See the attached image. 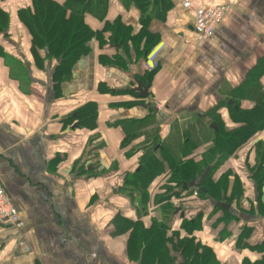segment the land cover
I'll return each instance as SVG.
<instances>
[{"label":"crops","instance_id":"0c3cea01","mask_svg":"<svg viewBox=\"0 0 264 264\" xmlns=\"http://www.w3.org/2000/svg\"><path fill=\"white\" fill-rule=\"evenodd\" d=\"M101 1V13L97 0L84 13L96 32L88 52L55 85V61L35 65L17 16L30 0H0L9 14L0 47L27 72L13 74L0 55V185L20 215L17 225L0 224V264H153V256L141 260L139 246L166 219L155 239L160 248L152 250L160 264L182 261L168 243L172 234L208 247L213 264H264V177L257 183L255 175L264 168V128L211 175L226 177L218 200L227 208L179 189L168 200L160 196L174 169L171 155L179 164L200 162L216 132L210 122L231 129L238 125L233 103L262 105L264 0ZM223 1L230 4L223 22L202 38L200 12ZM251 73H260L255 89ZM88 102L96 105L93 127L71 118ZM151 106L165 114L160 124ZM142 168L153 175L144 191L131 184ZM167 201H178L181 211L167 218ZM185 218H198L199 226L182 229Z\"/></svg>","mask_w":264,"mask_h":264},{"label":"trees","instance_id":"16d2710c","mask_svg":"<svg viewBox=\"0 0 264 264\" xmlns=\"http://www.w3.org/2000/svg\"><path fill=\"white\" fill-rule=\"evenodd\" d=\"M91 0H67L63 4L56 2L55 0H30V5L26 8H21L17 11V16L26 28L30 36V51L34 59V63L37 67L42 68L45 61H55V64L51 72V81L55 85H59L65 81L71 73V69L74 63L86 54L89 50L87 43L91 38L96 36V32L91 30L84 22V13L87 12ZM104 4L101 0H97L96 11L101 13V4ZM9 24V14L6 10L0 8V34L6 36V31ZM45 49L49 55L46 56ZM0 55L6 61L8 57L4 54L0 47ZM58 59H60L59 62ZM21 67L23 65L19 63ZM258 69V67H257ZM252 74V73H251ZM260 73L252 74L250 76L252 82V88H256L258 85ZM263 100H264V91ZM262 100V101H263ZM235 103H233L234 105ZM231 105V119L237 121L238 125L231 129H225L221 120L217 122V130L212 138V146L208 153L204 154L200 162H195L191 159L179 164L177 158L173 155L175 164L172 174L168 177V180L163 181V186H167L168 183H173L166 187L164 186V194L162 199L168 200V194L171 190L180 191L181 196H189L195 188L183 187L184 183L193 180L195 177L203 175L201 186L205 189L202 192L197 188V196L193 199L197 200H209L213 202L219 208V197L221 195L225 198V176L215 180L211 177L214 170L231 155L235 150L241 147L255 132L264 128V101L262 105H256L249 110H243L240 108L234 109ZM153 110V109H152ZM154 111V110H153ZM96 117V105L93 102H88L75 111V116L71 117L76 120L79 125L93 127ZM195 134H197L195 132ZM154 144V143H153ZM172 144V143H170ZM155 146V144H154ZM153 146V147H154ZM152 147V148H153ZM174 149V148H173ZM172 154H174L172 152ZM154 165V162L151 163ZM150 166V165H149ZM143 169V168H142ZM140 169L133 174L131 178V184L135 188L144 191L147 182L153 175H150V170ZM159 170V167H154V173ZM255 175L258 178L257 183L261 182L264 177V168L260 166ZM146 177V178H145ZM236 186V184H235ZM238 186H236V190ZM190 189L191 191H189ZM177 192H174V194ZM166 205V206H165ZM165 209L169 213L167 218L172 215H177L182 206H172L170 202H164ZM198 218L192 220L184 219L181 223L182 229H191L199 226ZM169 226L167 219L164 222H154V233L151 239L140 243L139 249L141 250V260L145 255L152 257L153 264H160V257L154 253L157 248H160V243L155 239L158 238L161 232ZM134 227L137 231H141L139 224L135 223ZM166 241V240H165ZM195 240L189 236H180L179 234H172L168 238L170 248L176 253H179L182 261L179 264H213V254L211 250L206 246H201L199 243H194ZM152 250H154L152 252ZM200 251V252H199ZM159 254L164 257L165 253L159 250Z\"/></svg>","mask_w":264,"mask_h":264},{"label":"built area","instance_id":"2783aa9c","mask_svg":"<svg viewBox=\"0 0 264 264\" xmlns=\"http://www.w3.org/2000/svg\"><path fill=\"white\" fill-rule=\"evenodd\" d=\"M230 9L229 2H219L199 14L198 31L202 38L211 36L216 28L223 22L227 12ZM197 190H193L192 196H197ZM174 206L178 205V201L173 202ZM20 220L19 211L12 204L4 189L0 185V224L17 225Z\"/></svg>","mask_w":264,"mask_h":264},{"label":"water","instance_id":"95a60500","mask_svg":"<svg viewBox=\"0 0 264 264\" xmlns=\"http://www.w3.org/2000/svg\"><path fill=\"white\" fill-rule=\"evenodd\" d=\"M45 54L46 56L49 55L48 51L45 49ZM60 59H58L57 62H59ZM27 63V61H25ZM137 91L139 92L140 96L141 97H146L148 95L147 93V87L144 86L142 84V82L140 80L137 81ZM228 104H231V100H229ZM151 109L154 110V112H156L157 116H158V124L161 123V121L165 118V114L160 111V110H157L155 107L151 106ZM200 116H203L202 113H199ZM205 120L208 122L209 121V118H205ZM210 126L217 130V126L214 122H210ZM202 179H203V175H200V176H197L195 177L193 180L187 182V183H184L183 184V187L186 188V187H190V188H198L199 190H201L202 192H205V189L201 186V182H202ZM219 206L223 207V208H227L226 205H224L223 203V198L221 199V202L219 203Z\"/></svg>","mask_w":264,"mask_h":264},{"label":"rangeland","instance_id":"374dc122","mask_svg":"<svg viewBox=\"0 0 264 264\" xmlns=\"http://www.w3.org/2000/svg\"><path fill=\"white\" fill-rule=\"evenodd\" d=\"M12 60L10 58H7V61L9 62L8 64L11 65L10 67H11L13 74L18 75V76H22V75L26 76L27 72L25 70H22L19 62L18 61L16 62L14 60L12 61ZM20 63H22V62H20ZM263 147H264V143H263V141H261L259 144V148H263ZM178 204H180V203H178Z\"/></svg>","mask_w":264,"mask_h":264}]
</instances>
